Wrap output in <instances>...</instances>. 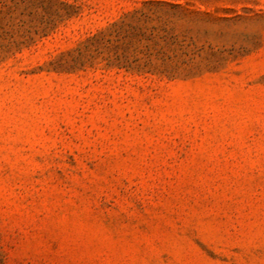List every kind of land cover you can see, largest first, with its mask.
Here are the masks:
<instances>
[{
	"label": "rangeland",
	"instance_id": "rangeland-1",
	"mask_svg": "<svg viewBox=\"0 0 264 264\" xmlns=\"http://www.w3.org/2000/svg\"><path fill=\"white\" fill-rule=\"evenodd\" d=\"M0 264H264V0H0Z\"/></svg>",
	"mask_w": 264,
	"mask_h": 264
}]
</instances>
